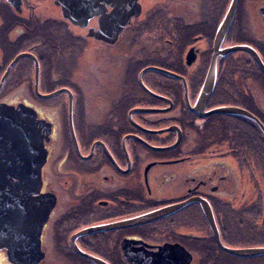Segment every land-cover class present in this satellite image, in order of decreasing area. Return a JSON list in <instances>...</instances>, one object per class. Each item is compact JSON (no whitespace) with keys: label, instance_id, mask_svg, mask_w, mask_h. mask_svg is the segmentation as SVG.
<instances>
[{"label":"flooded vegetation","instance_id":"af4514ba","mask_svg":"<svg viewBox=\"0 0 264 264\" xmlns=\"http://www.w3.org/2000/svg\"><path fill=\"white\" fill-rule=\"evenodd\" d=\"M158 1L0 0V97L7 94L0 100V131L14 135L0 154V264H25L22 255L35 248L24 246L39 232L44 256L36 264H54L50 255H80L71 243L80 230L174 204L183 205L76 241L111 264L118 258L120 264H264V252L223 249L194 201H208L230 249L264 246L262 129L244 115L192 109L232 0H193L176 14ZM239 44L264 61V0L239 1L222 47ZM190 52L196 59L188 63ZM148 66L173 71L186 83L149 69L141 76L147 90L140 73ZM258 72L264 76L246 51L219 56L204 113L239 106L262 121ZM136 108L151 110L131 116ZM178 134L175 146L158 149L174 145ZM12 144L15 155L5 154ZM247 167L255 181L249 191Z\"/></svg>","mask_w":264,"mask_h":264},{"label":"water","instance_id":"95a60500","mask_svg":"<svg viewBox=\"0 0 264 264\" xmlns=\"http://www.w3.org/2000/svg\"><path fill=\"white\" fill-rule=\"evenodd\" d=\"M239 1L240 0H232L231 1L230 6H229L226 14L224 15V18H223V20H222V22H221V24L217 30L216 37H215V43H214L215 51H214L213 59L210 63L209 69L207 71V74H206L205 80L203 82L199 96L197 98V101L194 104V107H192V109H194V111H197L201 115H204V116L208 115L209 113H230V114L244 115V116L249 117V118L253 119L254 121H256L264 133V123L256 115H254L252 112L248 111L245 108H242L239 106H227L226 105V106L216 107L215 109L208 111L207 113H204L206 106H207L210 98L212 97L215 86H216L217 72H218V57L219 56H224L226 54H229V53H232V52L238 51V50L246 51L252 55V57L256 61L257 65L259 66L261 71L264 73V61L261 58V56L258 54V52L253 47L246 45V44H239V45H233V46H229V47H222V42H223L231 24H232V21L234 19L235 14H236V10H237V6H238ZM195 59H196V54L194 53V56H191V52H190L188 55V61H189L188 63H191L193 60L195 61ZM14 62H16V61H14ZM149 69L164 72V73H166L172 77L181 78L184 81V83H186L185 78L183 76H181V75H179L173 71H170L168 69L158 67V66H148L147 68H145L140 73V81H141L143 87L147 90H149V89L142 82L141 76L146 70H149ZM4 79H5V76L2 80V82L4 81ZM46 96H48V95H46ZM71 97H72V93H71ZM187 101L189 103L188 98H187ZM149 110H151V109L136 108L130 112V115L132 116V114L134 112L149 111ZM173 128L177 129L178 132L180 133L178 127H173ZM71 129H72V133L74 136V140L77 144L72 122H71ZM167 129H169V128H167ZM167 129L158 130V131H165ZM158 131H152V132H158ZM130 136L134 137L136 139L142 140L140 137H138L136 135H130ZM8 137L11 138V137H14V135L10 131L9 128H3L2 131H0V154H1L2 149H4V147H3L4 142L6 140H8ZM179 140H180V134H178L177 142L174 145L168 146V147H159L158 149H169V148L175 146L179 142ZM0 158H1V156H0ZM14 175L17 176V174H15V173H14ZM196 200L202 204V207H203L204 212L206 214V217L209 221V224H210V226H211V228H212V230L216 236V239H217L219 245L223 249H226L229 252L239 254V255H244V256H254V255H257L259 253L264 252V246L263 247H247V248H240V249H230L229 247L224 245L221 238H220L219 229H218L215 217H214L212 207L210 206L208 201H206L203 198H198V197L194 198V201H196ZM52 204H54V202H52ZM182 205L183 204L169 205V206H165L162 208L155 209V210L147 212V213L140 214L138 216H135V217H132V218L120 221V222L96 225V226L88 227L86 229H82L72 236V238H71L72 246L78 254L88 258L94 264H111L109 261L105 260L104 258L83 250L78 245V243L76 241L77 238L79 236H82V235H85L88 233H92V232H96L99 230L114 229L117 227H125L128 225L144 224V223L156 220V219L170 213L171 211L178 209ZM24 247H28L29 249L35 248V252L25 253L22 255V259H23L25 264H36L44 256L40 252V249H41L40 232L38 233L37 237L32 240V243L25 245Z\"/></svg>","mask_w":264,"mask_h":264},{"label":"rangeland","instance_id":"374dc122","mask_svg":"<svg viewBox=\"0 0 264 264\" xmlns=\"http://www.w3.org/2000/svg\"><path fill=\"white\" fill-rule=\"evenodd\" d=\"M154 2L155 0H144V2ZM165 1V4H166V6H168V8H169V10L172 12V13H174V14H176V13H178V11H180L181 10V12H186L187 10H188V4H193V0H192V3L189 1V0H164ZM196 0H194V2H195ZM159 5H161V1L159 2L158 0H157V2H156V5L155 6H159ZM188 5V6H187ZM194 6H195V4H194ZM205 7L206 6H208V4H205L204 5ZM52 9L54 10V11H57L58 9H57V7L55 6V5H53L52 4ZM174 10H176V11H174ZM59 11V10H58ZM197 13H199V12H197ZM196 12L194 13V20H196V14H197ZM47 16L48 15H41L40 17H41V19H43V18H47ZM198 16L199 17H201L200 16V14H198ZM224 18V17H223ZM223 18H222V20H223ZM144 44H145V46H149V44H148V42H147V40H146V38H145V40H144ZM116 76H117V74L115 73V74H112V75H110V76H108V77H110V80L111 81H113V80H115V78H116ZM112 77V78H111ZM99 80V79H98ZM102 80H103V78H102ZM205 80V79H204ZM100 81V80H99ZM98 81V84L100 85V86H105L104 85V83H102V82H99ZM104 81V80H103ZM105 82V81H104ZM91 84H92V82H90ZM93 83H96V81H94L93 80ZM105 83H109V81H107V82H105ZM250 85H251V87L252 88H255V86H256V82L254 81V82H251L250 81V83H249ZM93 85V84H92ZM96 86H98V85H96ZM93 88V87H92ZM9 91L10 90H8V92L7 93H9ZM99 94H103L104 96H106V97H108L107 95H106V93H99ZM257 94L259 95V93L257 92ZM256 94V95H257ZM7 95V94H6ZM5 95V96H6ZM256 95H253V96H255V97H257ZM4 94H2L1 95V97H0V100H3L4 99ZM262 96V100H263V102H264V95L262 94L261 95ZM258 98V97H257ZM200 122H202V121H200ZM169 123V122H168ZM167 123V124H168ZM159 125H163L164 126V124H159ZM163 126H160V127H153V128H161V127H163ZM161 141H162V139H161ZM160 141V142H161ZM251 170L252 169H250V167H247V170H246V176H247V187L246 188H248V191L249 190H251L252 188H255V181H252V180H249L248 178H249V175H250V172H251ZM253 190V189H252ZM55 246V243L54 244H50L49 245V247H54ZM69 251H70V253H71V249H69ZM50 258H51V261H53L54 262V264H84L83 263V261H81V260H79L77 257H75L74 255H70V254H60V255H55V257L52 255H50ZM50 260V259H49Z\"/></svg>","mask_w":264,"mask_h":264},{"label":"trees","instance_id":"16d2710c","mask_svg":"<svg viewBox=\"0 0 264 264\" xmlns=\"http://www.w3.org/2000/svg\"><path fill=\"white\" fill-rule=\"evenodd\" d=\"M206 65H207V64H206ZM258 74L261 76V77H259V78H261V80L264 81V76L261 75L259 72H258ZM221 82H222V80L220 81V83L218 84V86H217V88H216V91H215L216 96H215V97L213 96V97H214L213 100H214L215 98L218 97V92L220 91ZM179 98L182 99V101H183V103H184V98H183V96H179ZM219 99H220V97H219ZM253 102H254V100L252 99V100H251V103H253ZM250 110H251V109H250ZM254 112H255V111H254ZM261 118H262V121L264 122V116H262ZM253 128H254V130L258 131L257 126L253 125ZM262 139H263V140H262V143H263V145H262V149H263V151H264V136H263ZM254 145H255V143H252V147H249V148L251 149V151H252V156H254V154H255V147H254ZM252 158H253V160H255L254 157H252ZM263 161H264V159H263ZM252 241H253L254 243H257V241H259V240H255V239H253ZM74 256L77 257L79 260L83 261V263H85V264H93L89 259H87V258H85V257H83V256H81V255H74ZM120 261H121V259L118 258V260L115 262V264H120V263H119Z\"/></svg>","mask_w":264,"mask_h":264},{"label":"bare ground","instance_id":"6f19581e","mask_svg":"<svg viewBox=\"0 0 264 264\" xmlns=\"http://www.w3.org/2000/svg\"><path fill=\"white\" fill-rule=\"evenodd\" d=\"M14 142L16 143V142H19V141H18V140H17V141H13V143H14ZM16 147H17V146H16ZM16 147L12 144V145L9 146L10 149H9L7 152H4V151H3V152H4L5 154H7L8 152H11V151H12L13 154L15 155L16 151L18 150V148H16ZM18 159H19V161H20L21 159L23 160V158H18Z\"/></svg>","mask_w":264,"mask_h":264}]
</instances>
